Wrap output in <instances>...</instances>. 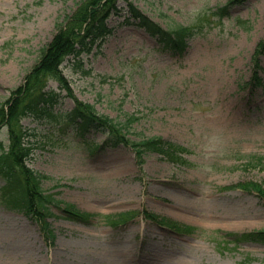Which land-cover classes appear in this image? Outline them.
Here are the masks:
<instances>
[{
  "label": "rangeland",
  "instance_id": "374dc122",
  "mask_svg": "<svg viewBox=\"0 0 264 264\" xmlns=\"http://www.w3.org/2000/svg\"><path fill=\"white\" fill-rule=\"evenodd\" d=\"M81 1L0 0V106L38 62L57 23ZM230 1L121 0L107 21L111 34L79 59L64 61L78 101L114 120L136 115L132 140L162 137L180 144L189 150L188 164L150 153L141 167L124 146L88 152L104 134L74 137L65 120L74 102L50 81L48 88L63 99L23 120L34 134L28 166L53 179L44 183L47 191L93 218L78 223L53 208L50 240L36 222L0 203V264H264V243L232 242L264 230V195L222 190L255 183L264 191V84L245 85L264 37V0L233 3L219 19L215 13ZM129 4L165 30L184 25L195 35L183 52L167 50L135 24ZM259 59L264 67V54ZM246 155L263 160L244 167ZM127 212L130 219L118 226L104 218ZM164 218L197 232L175 233L159 222L169 224Z\"/></svg>",
  "mask_w": 264,
  "mask_h": 264
},
{
  "label": "trees",
  "instance_id": "16d2710c",
  "mask_svg": "<svg viewBox=\"0 0 264 264\" xmlns=\"http://www.w3.org/2000/svg\"><path fill=\"white\" fill-rule=\"evenodd\" d=\"M119 1L121 0H82L72 14L66 15L64 20L57 23V32L51 42L40 50L38 62L26 74L22 84L11 91V96L5 104L0 106V135L5 132L8 140V144H5L0 138V176L5 181L1 189V202L38 223L49 239L54 238L47 221L53 215V208L62 210L69 218L75 220L89 217L74 205L57 199L55 193L47 191L44 182L53 179L34 171L27 165L34 150L30 140L34 134L22 125V120L50 112L63 99L61 93L48 89L49 81H57L60 89L66 92V96L74 100V108L66 115L65 120L73 129L75 136L85 138L87 133L92 131L102 132L105 135L102 144L89 146L90 152L93 148L128 147L134 152L139 165L143 164L144 157L148 153H157L173 162L180 161L181 155L187 152L183 146L164 140L162 137L144 136L139 141L132 140L130 135L133 132V125L138 122L136 115H126L124 120H114L100 114L94 106L76 99L63 75L61 65L66 58L73 56L79 59L82 53L90 50L92 44L111 33L107 21L112 14L119 12ZM233 1L241 0H231L215 14L219 17L227 14V9ZM129 12L131 18L138 21L139 26L145 28L170 51H183L187 41L195 35L192 28L184 25L165 30L145 17L132 4H129ZM262 54H264V38L257 45L253 57V76L247 84L262 86L260 72H263L264 68L261 67L259 60ZM240 187L264 195V191L255 183L243 184ZM169 223L175 229H179L178 223L173 221ZM183 228L190 229L187 226ZM244 238L264 243V231L249 233Z\"/></svg>",
  "mask_w": 264,
  "mask_h": 264
},
{
  "label": "bare ground",
  "instance_id": "6f19581e",
  "mask_svg": "<svg viewBox=\"0 0 264 264\" xmlns=\"http://www.w3.org/2000/svg\"><path fill=\"white\" fill-rule=\"evenodd\" d=\"M114 204H115V203H114ZM68 245H69V244H68ZM68 245H67V246H68ZM71 251H72V250L69 248V249H68V253L71 252ZM124 253H125V255H127V254H128V251H124Z\"/></svg>",
  "mask_w": 264,
  "mask_h": 264
}]
</instances>
